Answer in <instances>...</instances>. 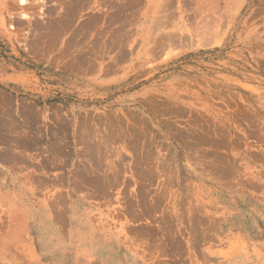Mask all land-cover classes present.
Wrapping results in <instances>:
<instances>
[{
    "label": "rangeland",
    "instance_id": "rangeland-1",
    "mask_svg": "<svg viewBox=\"0 0 264 264\" xmlns=\"http://www.w3.org/2000/svg\"><path fill=\"white\" fill-rule=\"evenodd\" d=\"M88 1L0 0V110L48 130L64 109L69 169L84 164L78 190L0 193V264H264V0H165L176 45L122 63L77 61L106 51L83 46ZM144 2L115 0L119 37ZM52 211L67 263L13 222Z\"/></svg>",
    "mask_w": 264,
    "mask_h": 264
},
{
    "label": "crops",
    "instance_id": "crops-1",
    "mask_svg": "<svg viewBox=\"0 0 264 264\" xmlns=\"http://www.w3.org/2000/svg\"><path fill=\"white\" fill-rule=\"evenodd\" d=\"M114 6L115 0H90L87 3L80 2L78 4L77 14L81 16L78 30L83 33V39L87 40L83 46L105 47L106 49L105 54H86L87 58H79L78 62L122 63L126 61V58L118 53L114 56L111 52L114 53L119 48L125 50L129 46L134 48L132 53H129L130 57H133L132 62L143 61L141 59L144 58L149 60L150 56L159 60L167 48L176 45L178 37L176 26L179 23L175 20L174 8L172 5L166 4L165 0H145L143 8L136 12V16L132 10L130 20L134 22L135 31L125 32L127 33L125 38L123 35L119 37V31L121 33L126 31L127 14L122 11L123 5H120V19L118 20L117 13L113 12ZM113 16H115L114 20ZM98 20H100V25L104 22L110 23V25L103 27L97 25V29L93 28ZM93 30H97L96 35L92 33ZM182 33L187 37V28L183 29ZM141 46L152 48L143 52ZM13 111L12 117L7 118L4 108L0 110V193L5 191L52 192L60 189L65 190L69 186L78 190L79 183L83 182L79 169L84 164L77 163L76 170L69 169L70 157L67 145L69 143L67 134L69 120L65 118L64 109L61 111L56 106L50 109V113L47 114L50 121L52 124L60 123V125L48 126V130L45 127L42 128L41 123L35 124L33 120L27 118L22 120L21 106L19 107V118L16 117L15 108ZM64 125L66 126V135ZM79 131L76 135L77 143L84 141L83 135ZM53 201L51 199L47 205L53 207ZM13 217L15 224L26 222L27 225H23V227L28 226L29 223L32 224L31 229L34 234L32 238L44 255L59 254L62 256L63 262L67 263L68 260L64 256L70 255L66 251L69 246L65 245V249L60 247L56 251L52 250L55 241L63 242V233H65L63 227L54 226V224L62 222V216L54 214L52 211V213L44 215H31L25 221L22 220V216ZM4 223L5 218L0 217V248L5 245ZM41 223L45 225L39 227L38 224ZM16 227L20 228L19 225ZM128 255L132 256L130 252Z\"/></svg>",
    "mask_w": 264,
    "mask_h": 264
}]
</instances>
